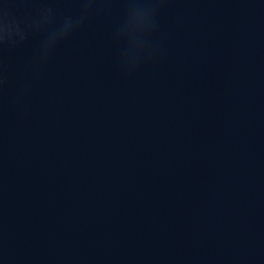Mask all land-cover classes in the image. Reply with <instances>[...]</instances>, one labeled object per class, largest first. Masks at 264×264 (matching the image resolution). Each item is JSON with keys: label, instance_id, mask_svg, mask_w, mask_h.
Here are the masks:
<instances>
[{"label": "water", "instance_id": "1", "mask_svg": "<svg viewBox=\"0 0 264 264\" xmlns=\"http://www.w3.org/2000/svg\"><path fill=\"white\" fill-rule=\"evenodd\" d=\"M0 264H264V0H0Z\"/></svg>", "mask_w": 264, "mask_h": 264}, {"label": "clouds", "instance_id": "2", "mask_svg": "<svg viewBox=\"0 0 264 264\" xmlns=\"http://www.w3.org/2000/svg\"><path fill=\"white\" fill-rule=\"evenodd\" d=\"M92 2V0H88V3L90 4Z\"/></svg>", "mask_w": 264, "mask_h": 264}]
</instances>
